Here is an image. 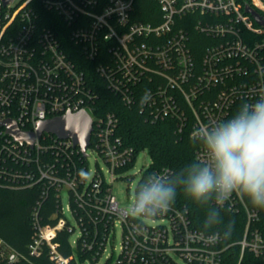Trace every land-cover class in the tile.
<instances>
[{
  "label": "built area",
  "instance_id": "built-area-1",
  "mask_svg": "<svg viewBox=\"0 0 264 264\" xmlns=\"http://www.w3.org/2000/svg\"><path fill=\"white\" fill-rule=\"evenodd\" d=\"M154 1L152 20L143 21L136 18L137 0H41L55 17L39 12L34 0H0V121L14 120L36 134L33 146L20 143L0 124V183L41 188L32 215L38 234L30 248L39 253L47 246L54 264L101 258L103 264H224L235 245L237 264L247 251L264 261L260 209L243 198L226 205L245 215L243 234L225 242L221 232L210 239L194 226L189 210L176 202L154 219L129 218L114 192L118 179L132 183L139 173L138 182L149 171L170 168L156 166L150 156L134 171L147 149L126 142L116 112H101L84 58L95 62L124 105L137 107L147 120H172L177 134L191 138L196 127L227 119L242 101L264 95V26L242 0ZM249 1L264 16V0ZM68 40L80 46L79 53ZM81 110L93 126L85 152L71 137L37 135L38 122ZM92 154L104 166L97 160L92 168ZM195 156H204L198 147ZM50 194L59 200L57 218L44 224L40 209ZM64 228L69 254L54 242ZM21 258L0 239V264Z\"/></svg>",
  "mask_w": 264,
  "mask_h": 264
},
{
  "label": "clouds",
  "instance_id": "clouds-1",
  "mask_svg": "<svg viewBox=\"0 0 264 264\" xmlns=\"http://www.w3.org/2000/svg\"><path fill=\"white\" fill-rule=\"evenodd\" d=\"M148 97L146 92L142 100ZM192 138L203 158L144 174L125 211L132 219H154L183 197L204 210L202 229L216 239L222 214L234 197L264 210V95L242 101L227 119L196 127ZM233 227L229 221L223 237H229Z\"/></svg>",
  "mask_w": 264,
  "mask_h": 264
},
{
  "label": "trees",
  "instance_id": "trees-1",
  "mask_svg": "<svg viewBox=\"0 0 264 264\" xmlns=\"http://www.w3.org/2000/svg\"><path fill=\"white\" fill-rule=\"evenodd\" d=\"M244 4L249 0H242ZM39 12L47 16H57L41 5V0H34ZM137 19L152 20V11L157 10L154 0H137ZM50 25L48 23H45ZM257 24V23H256ZM258 25V24H257ZM264 40V33L260 37ZM68 44L78 53L80 46L68 40ZM81 56V54H80ZM83 57V56H82ZM84 62L90 65L87 70L93 86L99 95V109L101 112L114 111L120 119L119 132L128 144L135 146L138 150L147 149L154 164L158 167L167 166L170 169H178L192 159H196L195 151L197 145L189 134H177L175 124L172 120L151 121L140 114L137 107L124 105L119 97L112 93L104 80L95 71V62L84 58ZM93 67V68H92ZM41 188L36 184L32 187H12L0 183V239L4 240L13 249L17 250L22 258L14 264H54L49 255L47 246H43L39 253H33L30 245L37 236V229L33 224V210L40 199ZM59 200L53 194L43 199L40 209L42 222L48 223L57 216H53L57 209ZM176 204L189 210L194 226L202 229L204 210L192 204L190 201L179 197ZM76 206L75 204L73 205ZM223 224L217 229L223 233L224 226L231 221L234 225L232 234L225 238V242H232L241 238L246 222L243 213L223 214ZM258 226L264 234V210H260ZM69 231L62 229L54 238L58 248L65 254H69ZM80 257L85 258V251H79ZM239 257V246L230 247L224 258V264H237ZM241 264H264V261L255 257L251 252H246Z\"/></svg>",
  "mask_w": 264,
  "mask_h": 264
},
{
  "label": "water",
  "instance_id": "water-1",
  "mask_svg": "<svg viewBox=\"0 0 264 264\" xmlns=\"http://www.w3.org/2000/svg\"><path fill=\"white\" fill-rule=\"evenodd\" d=\"M3 1L7 4L13 0ZM245 11L250 13L258 24L264 26V16L252 5L249 3L246 4ZM0 124L5 126L7 132L20 143L27 141L33 146L36 139V134L34 132L22 131L17 123L11 119L0 121ZM92 129L93 126L90 115L85 110H81L76 113H67L62 116L38 122L37 135L41 136L43 132H51L63 138L71 137L76 144L81 146L82 151L85 152L90 144Z\"/></svg>",
  "mask_w": 264,
  "mask_h": 264
},
{
  "label": "rangeland",
  "instance_id": "rangeland-1",
  "mask_svg": "<svg viewBox=\"0 0 264 264\" xmlns=\"http://www.w3.org/2000/svg\"><path fill=\"white\" fill-rule=\"evenodd\" d=\"M98 160L99 164L103 165V161L101 160V158L97 155V154H92V157L90 158V166L92 168L95 167L96 165V161ZM150 155L149 152L147 150L142 151V153L140 154L139 158H138V162H137V168L134 171H137L139 167H141L142 165H146L148 163H150ZM139 173L132 179V183H130L127 180H116L114 182V192L121 204V206H126L127 202L131 199V194L134 192V188H135V184L137 182ZM68 203V198L67 195H64V204L66 205ZM118 238L117 241L115 242V253L118 252L119 250V233H117ZM75 237V235L73 236V238ZM104 258H101L98 262H89L87 264H103L104 262Z\"/></svg>",
  "mask_w": 264,
  "mask_h": 264
}]
</instances>
